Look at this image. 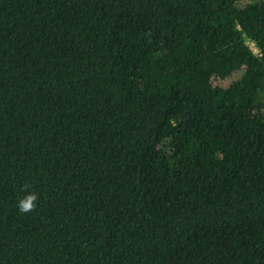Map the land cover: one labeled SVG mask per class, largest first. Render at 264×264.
Returning <instances> with one entry per match:
<instances>
[{"label": "trees", "instance_id": "1", "mask_svg": "<svg viewBox=\"0 0 264 264\" xmlns=\"http://www.w3.org/2000/svg\"><path fill=\"white\" fill-rule=\"evenodd\" d=\"M0 264H264V0H0Z\"/></svg>", "mask_w": 264, "mask_h": 264}, {"label": "clouds", "instance_id": "2", "mask_svg": "<svg viewBox=\"0 0 264 264\" xmlns=\"http://www.w3.org/2000/svg\"><path fill=\"white\" fill-rule=\"evenodd\" d=\"M37 197L35 196V194L30 195L27 198V201H21L19 204V210L22 212H27L29 210H31L34 207V204L32 203V201L36 200Z\"/></svg>", "mask_w": 264, "mask_h": 264}, {"label": "rangeland", "instance_id": "3", "mask_svg": "<svg viewBox=\"0 0 264 264\" xmlns=\"http://www.w3.org/2000/svg\"><path fill=\"white\" fill-rule=\"evenodd\" d=\"M250 45L256 53L259 51V48L253 42Z\"/></svg>", "mask_w": 264, "mask_h": 264}]
</instances>
